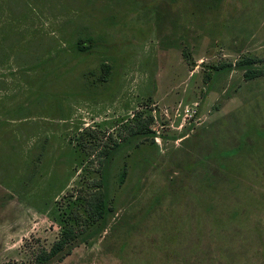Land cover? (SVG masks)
Listing matches in <instances>:
<instances>
[{"label":"rangeland","instance_id":"obj_1","mask_svg":"<svg viewBox=\"0 0 264 264\" xmlns=\"http://www.w3.org/2000/svg\"><path fill=\"white\" fill-rule=\"evenodd\" d=\"M64 229L46 264H264V0H0V264Z\"/></svg>","mask_w":264,"mask_h":264},{"label":"trees","instance_id":"obj_2","mask_svg":"<svg viewBox=\"0 0 264 264\" xmlns=\"http://www.w3.org/2000/svg\"><path fill=\"white\" fill-rule=\"evenodd\" d=\"M80 47L81 49L85 48L84 46H80ZM251 62H252V59L249 57H245L244 59L236 62V64L239 67L244 69L243 75L245 79H252L258 76L259 74H261L260 71L248 67V65L251 64ZM103 68H104L103 77H106V75L108 74L109 66L107 64H104ZM125 175H126V169L124 167L120 175L121 181L125 178ZM93 210L97 213V215H100L102 212V205L100 203L94 205L92 211ZM73 232L74 231L72 229H64L62 231L61 237L53 244L51 249L48 252L45 251L44 253L36 257V260L31 264H46L52 258L56 256L58 257L60 254L64 253L66 251L67 244L71 241V239L75 238ZM69 251L70 250H67L65 253H68ZM61 257L62 255L59 257V259Z\"/></svg>","mask_w":264,"mask_h":264}]
</instances>
